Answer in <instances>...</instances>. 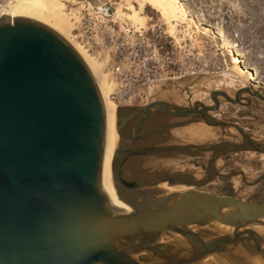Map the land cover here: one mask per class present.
Returning a JSON list of instances; mask_svg holds the SVG:
<instances>
[{"label": "water", "instance_id": "95a60500", "mask_svg": "<svg viewBox=\"0 0 264 264\" xmlns=\"http://www.w3.org/2000/svg\"><path fill=\"white\" fill-rule=\"evenodd\" d=\"M239 92L233 101L212 91V107L196 102L175 110L155 100L118 120L111 183L129 208L124 211L100 186L105 113L93 76L51 28L2 15L0 264H198L212 255L229 257L237 248L264 259V241L249 229L264 226V205L203 192L175 176L184 191L160 188L167 176L133 187L121 177L124 160L140 150L132 146L157 111L175 118L198 115L207 126L242 134L235 124L206 116L219 108L215 96L235 104Z\"/></svg>", "mask_w": 264, "mask_h": 264}, {"label": "rangeland", "instance_id": "374dc122", "mask_svg": "<svg viewBox=\"0 0 264 264\" xmlns=\"http://www.w3.org/2000/svg\"><path fill=\"white\" fill-rule=\"evenodd\" d=\"M77 1L80 0L60 1V11L68 26L65 12ZM107 1L133 26L150 29L154 24L162 25L172 38L168 40L171 46L160 45L172 50L178 64L198 72V67L201 68L199 73L157 86L152 91V101L187 109L196 102L212 106L209 95L214 90L222 91L232 100L240 91L239 101L235 104L219 98L218 110L209 113L208 118L212 120L210 122L235 124L243 135L232 127L207 126L195 116L184 121L167 119L154 132L155 123L152 121L142 135L146 142L133 145L132 148L140 150L124 160L122 179L140 184L173 171L183 178L181 181L198 185L200 191L215 195L231 193L233 197L248 202H264V153L251 149L245 138L256 148L264 149V0H178L195 26L188 21H179L172 27L146 5L140 13L144 23L136 25L129 21L126 18L130 13L128 5L138 10L140 0ZM16 4L17 0H0V17L11 12ZM46 15L50 16L49 11ZM228 46L232 47V52ZM236 50L255 79L248 81V78L232 72L231 55ZM255 93L259 98L253 95ZM129 110L116 109L115 123L128 115L125 112ZM135 119L133 116L127 120L121 135L128 132ZM181 123L186 127H175ZM198 124L209 129H200ZM171 186L177 185L165 182L159 185L160 188L173 189ZM176 188L184 191L187 187Z\"/></svg>", "mask_w": 264, "mask_h": 264}, {"label": "built area", "instance_id": "2783aa9c", "mask_svg": "<svg viewBox=\"0 0 264 264\" xmlns=\"http://www.w3.org/2000/svg\"><path fill=\"white\" fill-rule=\"evenodd\" d=\"M65 13L70 39L100 68L116 109L144 107L157 86L201 71L178 64L160 45L171 46L172 38L162 25L133 26L107 0H80Z\"/></svg>", "mask_w": 264, "mask_h": 264}, {"label": "bare ground", "instance_id": "6f19581e", "mask_svg": "<svg viewBox=\"0 0 264 264\" xmlns=\"http://www.w3.org/2000/svg\"><path fill=\"white\" fill-rule=\"evenodd\" d=\"M60 1L62 0H17V4L14 6L13 10L6 14V16L25 17L48 26L70 44L88 68L99 88L105 113V142L100 186L114 207L128 211L129 208L117 200L111 183V161L119 141L117 124L115 123L116 107L108 97V89L105 84V78L101 75L100 68L83 52L80 46L74 44L70 39L69 33L71 27L70 25H67L63 18V13L60 11ZM138 4V10H135L132 5H128L127 10L130 13L126 17L129 21L136 25L138 23L142 24L145 22L140 13L146 5L158 12L160 16L167 21V24L171 25V27L174 26L172 25L173 23L179 21H181L180 23L188 21L190 25L195 26L193 19L187 16L185 8L178 0H140V3L138 2ZM47 11H49L50 16H45ZM228 48L230 49V52H232V47L228 46ZM231 56V64L233 66L232 72L237 73L236 75L240 74L244 78H248V81L250 79H255L251 75L252 73H248L249 68H247L241 61L240 54L237 50L234 51V54ZM198 127L203 130L209 129L203 124H198ZM249 229L259 235L262 241H264V226L252 225ZM262 246H264V242H262ZM198 264H264V259H262L261 256H255L241 248H237L229 257L212 255L201 260Z\"/></svg>", "mask_w": 264, "mask_h": 264}, {"label": "flooded vegetation", "instance_id": "af4514ba", "mask_svg": "<svg viewBox=\"0 0 264 264\" xmlns=\"http://www.w3.org/2000/svg\"><path fill=\"white\" fill-rule=\"evenodd\" d=\"M234 97H235V95H234ZM238 97H239V94H238ZM215 98L219 101V98H221V97H219V96H215ZM209 99H210V97H209ZM221 99H223V98H221ZM224 100V99H223ZM232 100V99H231ZM151 101H152V99H151ZM150 101V102H151ZM210 101H211V99H210ZM225 101V100H224ZM233 101H234V98H233ZM212 102V101H211ZM227 102V101H226ZM229 103V102H228ZM168 104V103H167ZM195 104V103H194ZM194 104H191L187 109H191L192 108V106L194 105ZM170 105V104H169ZM212 106H213V103H212ZM212 106H210V107H212ZM219 106H220V101H219ZM198 108H200L199 106H197ZM181 108H177V107H175V110H180ZM130 113V111H126L125 112V114H129ZM215 113V112H214ZM208 114L209 113H206V116H207V118H208ZM193 117V116H192ZM195 117H199L198 115H195ZM190 118V117H189ZM189 118H175V117H173V116H170V115H168V114H166V113H164V112H161V111H157V112H155L154 113V115H153V117H151V119L147 122V124H146V126L148 125V123H150V122H154L155 124H153L155 127H153L152 128V130H153V132H154V130H156L158 127H160V124H161V122H164V121H166L167 119L168 120H177V121H184V120H187V119H189ZM200 118V117H199ZM201 119V118H200ZM208 120H210V118H208ZM210 121H212V120H210ZM213 122H215V121H213ZM215 123H218V122H215ZM223 123V122H222ZM146 126H145V128H146ZM176 128H179V127H186V124H183V123H181V124H177L176 126H175ZM145 128L143 129V131L141 132V134H140V136L138 137V140H137V142L134 144V145H136V144H143V143H145L144 141H143V139H142V135H144L145 133H144V130H145ZM152 132V131H151ZM144 133V134H143ZM150 134V133H149ZM150 137H152V136H150ZM219 152V151H218ZM217 152V153H218ZM160 176H167L168 178H167V180L165 181V183H167V184H169V185H177V186H171L173 189H167V188H162V189H166V190H169V191H177V192H180V190H179V188L177 189L176 187H183L182 185H178V182H177V180L175 179V177H177L179 180H181V179H183V178H181V176L177 173V172H173V171H171V172H166V173H162V174H159V175H157L156 177H160ZM172 176H175V177H172ZM152 178H155V177H152ZM152 178H150V179H152ZM181 178V179H180ZM149 179V180H150ZM124 181V180H123ZM124 182H126V181H124ZM126 183H133V186H135V185H137V183H135V182H126Z\"/></svg>", "mask_w": 264, "mask_h": 264}, {"label": "trees", "instance_id": "16d2710c", "mask_svg": "<svg viewBox=\"0 0 264 264\" xmlns=\"http://www.w3.org/2000/svg\"><path fill=\"white\" fill-rule=\"evenodd\" d=\"M127 186H129V187H133V183H126V182H124ZM224 196H232L231 195V193H225V194H223ZM233 197V196H232ZM254 203H258V204H262V205H264V202H254Z\"/></svg>", "mask_w": 264, "mask_h": 264}]
</instances>
